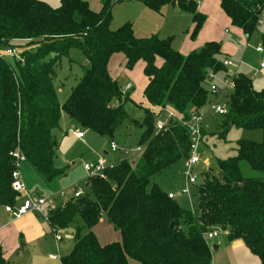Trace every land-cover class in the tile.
Wrapping results in <instances>:
<instances>
[{"label": "trees", "instance_id": "trees-1", "mask_svg": "<svg viewBox=\"0 0 264 264\" xmlns=\"http://www.w3.org/2000/svg\"><path fill=\"white\" fill-rule=\"evenodd\" d=\"M110 0L99 11L86 0H60L52 8L38 0H0V46L19 48L13 62L0 56V206L17 207L19 193L11 189L15 169L11 154L18 150L46 183L66 176L55 166L58 141L54 130L62 114L77 126L112 141L127 119L128 92L108 73L111 56L121 54L124 67L139 62L146 86L142 91L151 108H170L188 120L209 104L210 76L226 73L218 42H206L182 55L170 38H138L130 23L111 28ZM151 11L175 4L192 18L191 38L205 17L192 0H127ZM219 7L246 38L256 32L264 0H218ZM264 46V35H261ZM80 53L83 75L61 105L54 86L63 58ZM227 113L215 127L222 139L232 128L258 129L262 142H235L234 156L217 161V170L199 174L196 204L183 210L153 176L188 157L190 137L170 119L167 130L155 132L157 115L143 111L138 141L142 156L133 167L126 159L104 171L105 179H86L80 198L69 199L48 213L49 222L64 230L71 225L73 246L61 264H211L212 250L205 234L227 232L228 242L240 241L264 264V91L237 74L227 99ZM206 127L201 129L202 141ZM213 131V132H215ZM109 141V142H110ZM201 141L202 146L204 142ZM246 172V173H245ZM102 216L120 233V241L100 245L92 229ZM172 225V226H171ZM0 264H8L0 249Z\"/></svg>", "mask_w": 264, "mask_h": 264}, {"label": "rangeland", "instance_id": "rangeland-1", "mask_svg": "<svg viewBox=\"0 0 264 264\" xmlns=\"http://www.w3.org/2000/svg\"><path fill=\"white\" fill-rule=\"evenodd\" d=\"M46 3L52 8H57L60 5V0H38ZM89 3L91 10L93 8L98 10V3L100 0H86ZM196 3L197 6H206L209 4L210 0H192ZM218 2V0H216ZM111 5V28L116 29L123 25L124 23H130L132 25L133 31L136 36L139 38H148L152 35H170L166 38H170L171 47L179 52L185 50L186 44L189 40V37L186 36L188 33V28L191 26V15L185 10L181 11V14L184 16V19L181 17L179 23L183 26L178 30H168V27L165 25L162 27L159 24L160 22L170 21L174 18L173 13L177 11V7L173 5H167L162 11L161 15H151L150 17L146 15L139 14L138 11L134 8L135 5L128 3L127 0H110ZM200 7V6H199ZM202 8V7H201ZM175 14V13H174ZM164 16V17H163ZM212 26H210L211 28ZM235 29L241 32L238 28L233 26L222 25L220 30L215 31V40L221 45L222 49L226 47H232L235 52L234 54H228L227 52L223 53V63L226 61H231L232 64L237 65V69L234 70L232 67H226V73H220L215 75L213 82L222 90L223 83L227 77H231L234 74H243L251 79L252 88L255 91H264V68L259 69V65L264 62V46L261 43V30L254 32L249 38L242 36H237L236 38L232 30ZM155 31L153 34L152 32ZM190 32V30H189ZM212 30L209 29L203 35L200 40L209 39ZM219 37V38H218ZM199 40V35L193 40L189 41V44H195ZM185 43V44H184ZM183 44V45H182ZM224 46V47H223ZM202 47V44L195 48L198 50ZM256 48H261L262 52H257ZM8 48L5 46H0V53H5ZM16 51H19V48H16ZM181 54V53H180ZM185 55V54H184ZM121 56L114 57L110 64L109 73L114 78L122 80L120 83L122 87L130 86L131 89L128 92V100L124 104V110L127 114V119L119 126L113 135L112 141L119 147L124 148L129 151V156L126 158L116 155L112 157L111 155L105 156L107 162H118L123 159H126L133 167L139 162L142 156L141 151L138 149V141L140 135L143 132L141 127V122L144 117L143 111L140 107L144 108V101H142V90L145 86L146 80L142 74L140 65L137 64L132 70L125 69L123 65ZM9 60V59H7ZM11 61V60H10ZM13 62V60L11 61ZM83 62L80 53L72 51L69 54L68 58H63L59 64V67L56 70L54 86L57 89V100L59 104H63L64 101L70 94V90L77 84L78 80L83 75ZM120 85V86H121ZM221 106L227 110V103L224 101H218ZM146 107V106H145ZM208 104L202 108V117L205 116V122L203 124L206 127V136L202 144L198 147L196 152L200 156L201 164H198L194 167L192 175H199L201 172L208 168L212 171L217 170V161L225 160L234 156V146L236 141L247 140L253 142H262V133L258 129H230L226 134L224 139L218 137L220 131H215V127L220 124L222 117L218 116L212 112H209ZM77 130L84 133L83 143L73 141L71 135L59 136L60 142V156H62L70 166V163H75L78 167L81 163H94L96 158L100 156L103 152H108L109 141L110 139L105 137H100L95 133L85 130L79 126H76ZM215 131V132H213ZM95 160V161H94ZM206 161V163H204ZM184 161H179L173 164L168 169L164 170L160 174H157L152 177L149 187L156 184L164 192L173 193L176 195L175 200L178 205L186 211L193 210L196 204V188H189V195L183 193L185 189V176H184ZM246 173V172H245ZM84 179L82 177L77 179V189L85 192L84 188ZM75 188V189H76ZM74 190L68 188L64 192V202L72 199V194ZM23 194L20 195L22 198ZM60 201L56 202V206H60ZM193 206V208H192ZM3 209L0 208V217L3 215ZM75 228V225L61 230V239L60 243V252L66 256L70 249L73 246V241L71 234ZM93 234L98 240L100 245H105L108 243L119 242L121 237L120 233L117 232L114 227L107 221L105 216H102L100 222L97 226L92 229ZM212 232H216V237L208 240V244L212 247L217 246L219 252L213 251V257L211 264H260L259 259L253 255L248 248L244 245L237 247L228 242L227 232L220 229H214ZM134 264V263H131Z\"/></svg>", "mask_w": 264, "mask_h": 264}, {"label": "crops", "instance_id": "crops-1", "mask_svg": "<svg viewBox=\"0 0 264 264\" xmlns=\"http://www.w3.org/2000/svg\"><path fill=\"white\" fill-rule=\"evenodd\" d=\"M102 2L103 0H100V3H98L99 5L98 10H95L94 8L93 10L99 11L102 6ZM127 2L131 3L132 5H135L134 8L138 11V13L146 15L147 17H150L149 14H147V12L152 13L151 15H156V14L161 15L162 11H164L165 7L167 6V5L163 6L159 10V12H154L146 8L141 3L129 2V1ZM169 5L176 6L175 4H169ZM112 6H114V3ZM199 6H197V11L205 17V22L201 30L197 34V36L199 35V40L195 44H189L190 43L189 41L193 40V38H191V31L193 27L192 18H191V26L188 28V33L186 35L189 37V40L186 44L185 50H181L179 52L177 49H175L182 55L184 54L188 55L189 53L196 51L195 48H197L201 44L203 46L204 43L206 42L214 41L215 40L214 33L216 30L217 31L220 30V26L227 25V24L230 26V21L221 11L219 7V2H217L216 0H210L209 4H207L206 6L204 5L201 6V4ZM179 10L180 9L177 8V11L174 12L175 14L173 13L174 18L172 20L168 22L159 21L158 25L162 27L165 25V27H168L169 31L178 30L180 27L183 26V22L182 24L179 23L181 17L184 19V16L181 14V11L179 12ZM210 26L212 27L210 28ZM209 29L212 30L211 35L213 36L209 39L200 40V38H202L203 35L206 33V31ZM154 32L155 31H153L152 34ZM232 32L235 34L233 35L235 38L238 35L239 36L243 35L242 32H239L235 29H233ZM169 35L170 33L167 35H160V33H158L157 35H152V36H157L160 39H167L166 37H168ZM140 37H144V36H140ZM243 37L245 36L243 35ZM221 51L222 53L227 52L228 54L229 53L234 54L235 52V50L232 47H228V46L226 47V49L221 48ZM118 56H121L122 58H117V59H122L123 65L125 64L124 57L121 54H115L111 56L109 63H108V73L110 70V64H111L112 59ZM137 64L140 65V68L142 70L143 64L141 62ZM259 69H263V68L259 67ZM110 77L116 80V82H118L119 84L122 82V80H118V78H114L115 76L113 77L112 75H110ZM145 86H146V83H145ZM142 101H144L145 103L144 108L151 109L152 112H155L157 114L159 113V109L151 108L145 102V100L143 99V96H142ZM161 115L163 114L161 113ZM76 126L77 125L71 122L65 114H62L60 121H59L58 128L54 130V135L58 141V151L56 153L55 166L57 168H66V176L61 179L54 180L52 183H46L34 171L33 168H31L27 163H23L21 165L20 172H21L22 180L28 191L35 192L39 195L48 196V195L57 194L59 191H65L69 187L72 188V190H74L77 187V184H76L77 179H80L81 177L82 179H84V182H83L84 187L86 186V173L82 168V163L78 167H76L75 163H70V166H69L68 162L62 156H60V151H59L60 142L58 138L60 135L61 136H66L67 134L71 135L72 136L71 139L73 141H77V142L79 141L83 143L84 137H85L84 133H83V137L81 139H78L73 134H70L68 132L69 128L77 130ZM108 154L111 155L112 157L119 155V154H112L111 152H109V148H108V152H103L95 160L103 159L104 161L107 162L108 160L105 159V156H107ZM63 199L59 200L61 205L66 202V201L64 202ZM1 207L2 206H0V208ZM2 209H3L4 214L2 215V217H0V249L2 251L4 259L7 261L8 264H61L60 258H62L63 255L60 252V243L62 242V239L58 242L54 240L53 233L51 231V227L49 226V224L41 221L33 213H27L23 215L22 217H20L19 219H13L8 213L4 211L3 207ZM229 243L233 245H237V247H241L240 245H243L240 241H234V242H229ZM217 252H219V248H217ZM50 256H56L57 259H50ZM212 257H213V254H212Z\"/></svg>", "mask_w": 264, "mask_h": 264}, {"label": "built area", "instance_id": "built-area-1", "mask_svg": "<svg viewBox=\"0 0 264 264\" xmlns=\"http://www.w3.org/2000/svg\"><path fill=\"white\" fill-rule=\"evenodd\" d=\"M256 30H261V35H264V7L261 9L260 13L257 16L256 20ZM257 52H262L261 48H256ZM0 56L8 58L9 60H18L19 53L13 49L8 48L5 53H0ZM225 67H232L234 70L237 69V65L232 64L231 61H226L223 63ZM260 68H264V62L259 65ZM215 75L210 76V84L208 86L209 92L211 95V100L208 104L209 112H212L218 116H223L227 113V110L218 103V101H224L225 96L228 97L229 93L234 88V79L237 75H233L231 77H227L223 83V89L221 90L217 84L213 82V78ZM130 90V86L121 87L122 94L127 93ZM161 113L163 115H161ZM157 120L155 122V132H164L167 130V122L170 119L176 121V125H180L185 127L189 137L190 144L188 148V157L184 160V176H185V189L183 193L189 195V188L197 186L199 175H192V171L195 166L201 164L200 156L196 154L198 147L201 145L202 134L201 129L203 128V124L205 122L206 117H202V111L193 113L188 120H181L178 115L173 112L168 107L165 109H160L157 114ZM68 132L73 134L76 138L81 139L83 137V133L69 128ZM137 151H142V147H138ZM109 152L112 154H119L121 157L126 158L129 156V151L125 150L122 147L117 146L113 141L109 142ZM11 156L14 158L15 169L12 173V183L11 189L15 193L23 194L21 198V202L17 207H9L5 206L4 211L8 213L13 219H19L23 215L27 213L35 214L41 221L49 224L51 227V231L53 233L54 240L56 242L61 240V230L57 226H52L49 222L48 213L57 208L56 202L62 200L64 198L65 191H59L54 195H39L35 192L28 191L25 187V184L22 180L20 168L21 165L25 162L23 155L18 151H14ZM118 162H106L103 159H98L94 163H84L82 165L83 170L86 173V179L99 177L101 179H105L104 171L109 168H113ZM206 163V161L204 162ZM83 195V192L74 189L72 194V198L77 199ZM169 199H175L176 195L173 193H168ZM216 237V232H209L205 234V240H210ZM50 259H57L56 256H50Z\"/></svg>", "mask_w": 264, "mask_h": 264}, {"label": "water", "instance_id": "water-1", "mask_svg": "<svg viewBox=\"0 0 264 264\" xmlns=\"http://www.w3.org/2000/svg\"><path fill=\"white\" fill-rule=\"evenodd\" d=\"M84 65H85V63H84ZM225 99H227V96L225 97ZM171 226H172V225H171ZM211 250L214 251V252H216V251H217V246H214V245H213V246L211 247Z\"/></svg>", "mask_w": 264, "mask_h": 264}]
</instances>
